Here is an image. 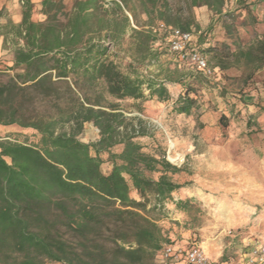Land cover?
<instances>
[{"label":"trees","instance_id":"trees-1","mask_svg":"<svg viewBox=\"0 0 264 264\" xmlns=\"http://www.w3.org/2000/svg\"><path fill=\"white\" fill-rule=\"evenodd\" d=\"M20 1V21L0 30L13 53L7 69L14 71L0 81V127L29 129L36 139L0 136V264H158L163 245L178 243L171 238L178 223L158 225L147 213L151 206L165 209L188 169L168 161L160 146L148 151L141 140L151 139L147 128L128 120L118 101H168L167 114L176 117L198 109L189 86L173 98L167 79L139 73L146 59L159 61L150 28L161 22L197 34L195 49L208 53L215 69L209 79L221 84V96L230 94L231 112L244 108L264 69V0H240L233 11L227 0H119L108 7L73 0L69 9L64 0H40L41 20L32 17V0ZM198 6L220 23L219 42L206 38L212 25L202 31L196 22ZM124 8L134 23L139 9L147 28L131 27ZM128 29L138 55L122 69L110 47ZM232 69L239 74H225ZM251 119L244 116L247 131H261ZM87 123L98 132L95 141L79 138ZM174 204L192 208L189 200Z\"/></svg>","mask_w":264,"mask_h":264},{"label":"rangeland","instance_id":"rangeland-1","mask_svg":"<svg viewBox=\"0 0 264 264\" xmlns=\"http://www.w3.org/2000/svg\"><path fill=\"white\" fill-rule=\"evenodd\" d=\"M72 1L64 0L67 9ZM239 1L227 0L226 10L236 9L240 6ZM39 2L35 0L34 3V20L43 19ZM19 6L22 7L20 0ZM3 10V6H0V30L1 25L5 24V14L1 13ZM125 11L128 12L124 8ZM136 13L137 23L132 22L131 18V27L147 28L144 26L145 15L139 9ZM193 15L202 31L212 25V31L206 34L207 40L211 43L222 40L223 29L205 6L194 7ZM192 34L193 42H196L197 34ZM8 46L11 47L10 42L6 43ZM206 46L207 43L202 45L203 48ZM150 47L159 61L149 64L146 59L140 64L139 73L158 80L167 79L165 85L173 98L186 85L189 86L196 96L198 109L190 117H176L167 114L168 101L148 97L118 101L120 110L128 120L134 124L140 120L147 128L151 139L143 137L141 140L146 143L148 151L155 153L157 146H160L165 150L168 161L188 169V172L177 177L182 186L172 193L165 209L151 206L148 216L162 226L178 223L177 227L171 229V238L178 240L176 245L186 238V242L180 246L197 243L206 256L218 258V261L223 258L226 264H264V260L260 261L259 255L253 253L254 249L264 245V131H247L243 108L235 106L230 111V94L221 96V84L195 73L188 65L178 67L168 50L163 32L156 34ZM110 50L122 69L138 55L129 29ZM205 56L210 59L208 53ZM9 66L7 56L0 57V81H6L14 73L7 69ZM239 72L232 69L225 74L238 75ZM220 116H225V122H220ZM196 117L203 124L202 127L197 125ZM26 135L29 140L36 139L29 129L13 125L0 127L1 137L17 136L18 140H23ZM79 138L92 142L98 138V132L92 124L87 123ZM177 154L183 159L174 163L169 155ZM109 168L110 165L104 162L103 171L108 172ZM177 200H189L192 208L187 211L178 209L174 204ZM157 263L175 264L166 263L160 258H157Z\"/></svg>","mask_w":264,"mask_h":264},{"label":"built area","instance_id":"built-area-1","mask_svg":"<svg viewBox=\"0 0 264 264\" xmlns=\"http://www.w3.org/2000/svg\"><path fill=\"white\" fill-rule=\"evenodd\" d=\"M113 1L121 5L119 0H100L104 7H108ZM125 13L131 20L130 14L126 11ZM150 29L156 34L164 33L167 38L168 50L174 56L178 67L188 65L206 78L214 76L215 69L209 65L206 56L195 49V42H193V34L191 32L170 27L161 22ZM253 253L258 254L260 261H263L264 245L254 249ZM158 258L166 263L211 264L202 248L194 242L190 243L187 247L176 244H165L161 248Z\"/></svg>","mask_w":264,"mask_h":264},{"label":"crops","instance_id":"crops-1","mask_svg":"<svg viewBox=\"0 0 264 264\" xmlns=\"http://www.w3.org/2000/svg\"><path fill=\"white\" fill-rule=\"evenodd\" d=\"M35 3V0H32ZM0 6H3L4 10L1 13L5 14L4 22L11 21L12 23H18L21 19L22 7L19 6V0H0ZM12 64L13 53L10 46H3V36L0 35V57H6ZM244 108L242 109L245 115L252 116V121L255 122L257 128L262 132L264 131V69L259 70L256 74V88L252 89L248 94L244 96ZM181 235L184 234L182 233ZM182 245L186 242V238L179 241ZM201 247V245H200ZM211 263H218V258L213 259L209 257ZM226 264V262H224ZM47 264H60L56 262H48ZM175 264H185L182 262Z\"/></svg>","mask_w":264,"mask_h":264},{"label":"bare ground","instance_id":"bare-ground-1","mask_svg":"<svg viewBox=\"0 0 264 264\" xmlns=\"http://www.w3.org/2000/svg\"><path fill=\"white\" fill-rule=\"evenodd\" d=\"M172 146V145H171ZM169 159L174 162V163H178V162H181L182 160V157L180 155H175V156H171L169 155Z\"/></svg>","mask_w":264,"mask_h":264}]
</instances>
